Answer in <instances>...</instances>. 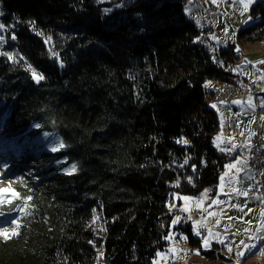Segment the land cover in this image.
Segmentation results:
<instances>
[{"label": "trees", "instance_id": "1", "mask_svg": "<svg viewBox=\"0 0 264 264\" xmlns=\"http://www.w3.org/2000/svg\"><path fill=\"white\" fill-rule=\"evenodd\" d=\"M185 2L0 0V133L53 132L58 157L76 165L44 171L42 185H19L2 204L27 213L14 218L15 234L0 235V264H152L171 228V196L214 194L230 158L214 145L220 122L207 84H235L237 58L230 44L222 65L211 58ZM250 15L257 21L238 39L263 40L264 0Z\"/></svg>", "mask_w": 264, "mask_h": 264}, {"label": "rangeland", "instance_id": "2", "mask_svg": "<svg viewBox=\"0 0 264 264\" xmlns=\"http://www.w3.org/2000/svg\"><path fill=\"white\" fill-rule=\"evenodd\" d=\"M257 1L259 0H253L245 10L244 4L239 0H199L195 2L186 0L184 13L188 19L195 22L199 29L195 40L206 46L211 58L222 65V58L217 59V56L220 50H225L230 44L238 62L230 64L231 71H236L235 63L242 68L252 70L257 82L256 91H258L252 100V106L254 107L253 112L260 109L259 125L262 136L264 134V39L240 41L237 37L240 29L257 21L250 15V9ZM209 105L214 108V99L209 102ZM23 139L22 142H19L20 138L10 140L0 133V214H2L0 215V228L14 227L15 225L11 223L14 218H20L27 213L23 205H19L14 212L9 214L1 210L2 204L7 205L18 198L19 185L32 183L34 186H40L48 178L49 172H46V175L43 174L44 171L57 169L61 172L58 168L59 161L51 155L46 156L48 154L46 149L39 151L31 146V138ZM24 144H26L25 147H20ZM214 145L217 149H222L219 139L215 140ZM58 146H63L61 140ZM18 147L20 149L16 151ZM13 151H16L15 154ZM7 153L11 158L3 166L1 157ZM22 161L23 164L19 165ZM46 161H51V163L46 164ZM230 164L225 165L213 195L211 194L212 188L205 187L197 196L179 193L171 196L167 203L169 211L173 214L171 228L164 238L166 243L164 249L156 253L152 264L241 263V258L237 254L241 241H243V234L258 228L259 217L264 215V205L260 203L257 207L255 201L261 200L263 196H252L249 182L242 180L239 174L248 170L244 166L234 168ZM5 172H10V174H5ZM74 172L73 170L72 174ZM185 197L189 199H184ZM227 205L230 207L221 211V208ZM176 217H180V220L173 224ZM186 225L190 226L193 237L199 239L200 246H192L188 243L187 232L183 229ZM206 239L210 246H204ZM208 250H214L218 257L207 262L201 251ZM219 254L224 257L221 258Z\"/></svg>", "mask_w": 264, "mask_h": 264}, {"label": "crops", "instance_id": "3", "mask_svg": "<svg viewBox=\"0 0 264 264\" xmlns=\"http://www.w3.org/2000/svg\"><path fill=\"white\" fill-rule=\"evenodd\" d=\"M236 63L234 64V66L236 65L235 66L236 71H232V72L236 74L238 77H242L244 79L253 81L256 86L257 82L253 77L252 70L250 68H242L241 66H238ZM207 85L215 93L223 88V85L214 81H210ZM253 98L254 96L248 94L244 97V100H242L241 98H235L232 104L225 105L224 107L219 108L215 103V97H214V105H215L214 109L218 114L219 122H220V129L217 135L215 136V140L219 139L222 149H218V150L224 152L227 156H229L230 161H228V163H231L230 165H233L234 168H237L239 166L241 167L244 166L246 170H248L247 156L251 143L250 141L251 135L253 133V123L255 120V116L253 112L254 107L252 106ZM237 101L239 103H235ZM231 120L234 122L233 127L229 126L228 124L229 121ZM262 139L264 140V134L262 135ZM234 145L235 148L233 147ZM240 170L241 168L239 169V171ZM239 174L242 180L245 179L249 182V178H250L249 171L246 172L242 171ZM261 177L264 186V171ZM262 196L263 198L261 200L255 201L257 207L259 206L260 203L264 205V194L259 197ZM228 207L230 206L227 205L222 207L221 211H224V209ZM257 226L258 228H256L255 230L243 234L244 243L240 244V249L238 252L239 253L244 252L245 255L240 256L241 258L240 264H255L254 262L255 257L264 258V215L262 216L260 215ZM248 244L256 245V248L252 249L253 254H248V250L245 248V245ZM221 252L224 251L221 250Z\"/></svg>", "mask_w": 264, "mask_h": 264}, {"label": "bare ground", "instance_id": "4", "mask_svg": "<svg viewBox=\"0 0 264 264\" xmlns=\"http://www.w3.org/2000/svg\"><path fill=\"white\" fill-rule=\"evenodd\" d=\"M193 1L195 2V1H199V0H193ZM248 81H250L253 84V86H249ZM253 88H254V91H255L254 95H253ZM227 89L230 90V91H229V97L226 98V105L232 104V102H233V100L235 98H241L242 100H244V97L246 95H248V94L251 95V96H254V97L257 95L255 83L252 82L251 80L244 79L242 77H238V80H237V82L235 84L227 85ZM215 103L217 104V106L219 108H221V106H223V89H221L218 92H216V94H215ZM256 110L259 111V120H260V109H256ZM254 114H255V112H254ZM228 124H229V126L233 127L234 122L231 120V121H229ZM56 137L59 140H61V138L58 135H56ZM250 141H251V143H250L249 151H250V149H252L253 133L251 135ZM25 146H26V144H24L23 146H20V147L23 148ZM260 146L264 147V140L262 139L261 134H260ZM15 152L16 151H13V154H15ZM10 158L11 157H9V153H7L5 156H2L1 157L2 165L5 166L7 164V160H9ZM15 161H17V160H15ZM22 164H23V161L21 163H19V165H22ZM247 168H250V160H249L248 156H247ZM5 174H10V172H5ZM249 186H250V189H249L250 190V194H253L255 196H261V195L264 194V191H260V188H259V186H257V184H249ZM254 262H255V264H264V258L263 257H255Z\"/></svg>", "mask_w": 264, "mask_h": 264}, {"label": "built area", "instance_id": "5", "mask_svg": "<svg viewBox=\"0 0 264 264\" xmlns=\"http://www.w3.org/2000/svg\"><path fill=\"white\" fill-rule=\"evenodd\" d=\"M249 86H253V84L248 81ZM229 91L227 86L223 88V106L226 105V98L229 97ZM255 94L253 88V95ZM255 122L253 124V144L252 149L248 151V158L250 160V168H247L250 172L249 184H257L259 186L260 191H264V186L262 182V173L264 171V147L260 146V134L261 128L259 125V111H255ZM252 196H255L251 194Z\"/></svg>", "mask_w": 264, "mask_h": 264}, {"label": "snow or ice", "instance_id": "6", "mask_svg": "<svg viewBox=\"0 0 264 264\" xmlns=\"http://www.w3.org/2000/svg\"><path fill=\"white\" fill-rule=\"evenodd\" d=\"M239 2L244 4L245 10H247L248 5L251 4L253 2V0H239ZM2 14L3 13H0V15H2ZM0 27H3V26L0 25ZM12 38L15 39V37H12ZM3 40H4V37L2 35H0V41H3ZM2 54L4 56H7L9 59H11V54L10 53L5 51ZM43 78H44L43 76H37L35 71H33V79H35L37 83H39V81L42 80ZM235 103H239V102L237 101ZM213 107H215V105H213ZM37 127H39V125H37ZM233 147L235 148V145ZM53 151H56V148H53ZM185 163H187V160H185ZM229 167H230V165H229ZM75 168H76V165H72L71 166V170H75ZM193 170L195 171V168H193ZM189 179H191V178H189ZM245 195H246V193H245ZM184 199H189V198L185 197ZM0 215H2V214H0ZM179 220H180V217H176V219L173 221V224H176L177 221H179ZM11 223L16 225L17 227L19 226L17 224V221H15V220H13ZM8 231H9V229H7V228H0V235L6 236ZM11 231H12L13 234H15V228H12ZM220 242L223 243V241H220ZM243 243L244 242L241 241V244H243ZM204 246H210L209 245V241L207 239L204 241ZM245 248L248 250V254H253L252 249L256 248V245L255 244H248V245H245ZM237 255L238 256H243V255H245V253L241 252V253H238Z\"/></svg>", "mask_w": 264, "mask_h": 264}]
</instances>
